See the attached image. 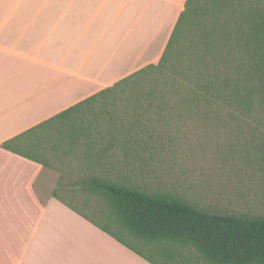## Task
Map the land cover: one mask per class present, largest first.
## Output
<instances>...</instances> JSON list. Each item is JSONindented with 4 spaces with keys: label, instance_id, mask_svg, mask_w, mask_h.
Returning a JSON list of instances; mask_svg holds the SVG:
<instances>
[{
    "label": "crops",
    "instance_id": "0c3cea01",
    "mask_svg": "<svg viewBox=\"0 0 264 264\" xmlns=\"http://www.w3.org/2000/svg\"><path fill=\"white\" fill-rule=\"evenodd\" d=\"M187 0H0V264H152L4 146L159 63Z\"/></svg>",
    "mask_w": 264,
    "mask_h": 264
},
{
    "label": "trees",
    "instance_id": "16d2710c",
    "mask_svg": "<svg viewBox=\"0 0 264 264\" xmlns=\"http://www.w3.org/2000/svg\"><path fill=\"white\" fill-rule=\"evenodd\" d=\"M134 81V82H133ZM133 83L140 91L138 105L146 110L168 107L172 98L200 112L224 111L230 117L264 114V0H187L163 56L150 65L30 130L52 127L71 147L83 140L91 149V167L112 161L121 143L124 155L139 159V142L122 143L108 129L96 135L100 113L97 105L110 94ZM148 91L141 93V90ZM257 118V117H256ZM67 128V129H66ZM67 134H69L67 136ZM25 145L4 146L34 162L49 167L47 159L26 153ZM137 157V158H136ZM129 164V163H127ZM105 204L100 220L86 216L60 198L119 243L152 264L132 240L170 253L173 247L194 251L205 264H264V216L226 215L208 212L168 193L147 192L122 176L89 177L80 182ZM114 230H117L114 232Z\"/></svg>",
    "mask_w": 264,
    "mask_h": 264
},
{
    "label": "rangeland",
    "instance_id": "374dc122",
    "mask_svg": "<svg viewBox=\"0 0 264 264\" xmlns=\"http://www.w3.org/2000/svg\"><path fill=\"white\" fill-rule=\"evenodd\" d=\"M139 95L131 82L105 102L101 100L97 110L110 115L101 116L93 126L97 136L100 131L107 135V141L109 128L122 143L137 140L136 162L124 155L120 143L112 161L105 159L101 166L91 167V149L83 140L71 147L70 141H61L60 130L52 127L29 136L24 151L44 156L50 169L59 174L56 191L62 200L99 221L105 204L80 182L89 177L122 176L147 192L173 194L208 212L264 216L263 113L230 117L224 111L218 118L185 106L181 96L177 100L169 95L168 107L147 111L146 104L138 105ZM131 242L159 264H205L189 249L173 247L167 254Z\"/></svg>",
    "mask_w": 264,
    "mask_h": 264
}]
</instances>
